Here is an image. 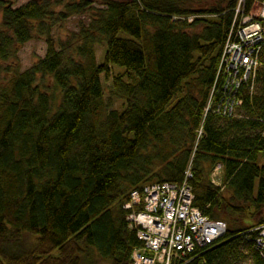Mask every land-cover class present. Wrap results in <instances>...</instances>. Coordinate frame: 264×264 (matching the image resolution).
<instances>
[{
  "label": "trees",
  "instance_id": "trees-1",
  "mask_svg": "<svg viewBox=\"0 0 264 264\" xmlns=\"http://www.w3.org/2000/svg\"><path fill=\"white\" fill-rule=\"evenodd\" d=\"M210 1L0 0V264H132L130 193L188 170L193 205L227 223L193 263L236 264L243 243L264 264L248 239L264 225V43L238 116L214 84L237 8L264 0ZM90 10L56 42L57 22ZM35 35L45 55L21 69Z\"/></svg>",
  "mask_w": 264,
  "mask_h": 264
},
{
  "label": "built area",
  "instance_id": "built-area-1",
  "mask_svg": "<svg viewBox=\"0 0 264 264\" xmlns=\"http://www.w3.org/2000/svg\"><path fill=\"white\" fill-rule=\"evenodd\" d=\"M240 5V4H239ZM264 9V1L260 6ZM253 10V9H252ZM242 14L234 17L216 71L215 83L223 107L218 110L232 114L241 101V87L255 79L260 64L259 53L264 43V14ZM252 87V86H251ZM215 91V92H216ZM214 92V87H213ZM185 172L180 183L156 182L145 185L142 192L134 190L124 208L129 210V226L136 230L142 246L132 251V264H207L200 258L193 263L196 251L221 240L227 231L223 220L204 215L193 205L194 195ZM213 177V176H212ZM216 183V179H214ZM254 247L264 258V225L253 229Z\"/></svg>",
  "mask_w": 264,
  "mask_h": 264
},
{
  "label": "rangeland",
  "instance_id": "rangeland-1",
  "mask_svg": "<svg viewBox=\"0 0 264 264\" xmlns=\"http://www.w3.org/2000/svg\"><path fill=\"white\" fill-rule=\"evenodd\" d=\"M7 1L12 3L13 7H18L21 4L26 3L28 0H7ZM100 2H101V0H94L93 5L95 7H100ZM211 2H212V0L210 1V3ZM260 6H261L260 2H257L253 5V7L251 8V10L253 9L252 10L253 14H258L259 16H260V14H262V15L264 14V9L262 8V10H261ZM54 9H55V11H59L62 9V5L55 6ZM91 11L92 10L88 11L87 13H85L82 16L74 15V16H71L64 21L57 22V24L52 28V36L56 40V42H59L61 40H65L67 37H69L70 34H72L73 32H76L78 30L79 24L81 22H88V20H89L88 13ZM250 11H249V13H250ZM243 13H244V11L240 12L239 15L235 17V19H237V21L242 19ZM0 20H1V12H0ZM46 46H47V44H46L45 39L42 37H38L37 35H35L32 38V40L25 43L18 52V58H19V63H20L21 69H26V68L30 67L38 58L43 57L45 55V52H46ZM103 54H104V46L103 45L97 46L96 47V57H97L98 62L102 61ZM102 81H103V85L105 88V95L107 97L108 96V89H109L108 84L104 80H102ZM173 101H174V99L172 100V102ZM220 101H221V97H220L219 102ZM119 104H120L119 101L114 102L115 107H119ZM238 107H239L238 105H237V107H235L232 114L238 116V113L236 112L238 110L237 109ZM223 109H224V107H223ZM222 173H223L222 165L217 164L215 166V168L212 170L210 175L213 176L214 179H216L217 183H220V181H221L220 176L222 175ZM258 215L260 217H262V213H259ZM240 250H241L244 257L242 259H240L238 262H236V264H252L251 259H250V248L242 243L240 245Z\"/></svg>",
  "mask_w": 264,
  "mask_h": 264
}]
</instances>
